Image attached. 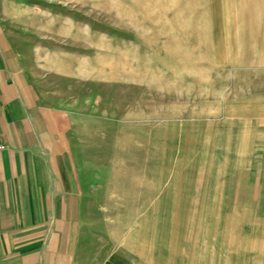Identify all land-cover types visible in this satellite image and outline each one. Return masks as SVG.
I'll use <instances>...</instances> for the list:
<instances>
[{"label":"rangeland","instance_id":"rangeland-1","mask_svg":"<svg viewBox=\"0 0 264 264\" xmlns=\"http://www.w3.org/2000/svg\"><path fill=\"white\" fill-rule=\"evenodd\" d=\"M0 24L66 115L72 264H264V0H0Z\"/></svg>","mask_w":264,"mask_h":264},{"label":"crops","instance_id":"crops-1","mask_svg":"<svg viewBox=\"0 0 264 264\" xmlns=\"http://www.w3.org/2000/svg\"><path fill=\"white\" fill-rule=\"evenodd\" d=\"M0 264H72L83 218L66 115L0 24Z\"/></svg>","mask_w":264,"mask_h":264},{"label":"bare ground","instance_id":"bare-ground-1","mask_svg":"<svg viewBox=\"0 0 264 264\" xmlns=\"http://www.w3.org/2000/svg\"><path fill=\"white\" fill-rule=\"evenodd\" d=\"M100 61L102 63L108 62L107 58H102ZM95 70L98 72V68H95ZM108 202L113 207L111 214L107 216L110 232L133 241V247L136 243H140L146 237V227L139 221V211L132 208L130 198L123 193L111 191L108 195ZM121 207H123L125 213L123 216L120 214Z\"/></svg>","mask_w":264,"mask_h":264},{"label":"built area","instance_id":"built-area-1","mask_svg":"<svg viewBox=\"0 0 264 264\" xmlns=\"http://www.w3.org/2000/svg\"><path fill=\"white\" fill-rule=\"evenodd\" d=\"M0 112H1V103H0ZM3 148L2 142L0 140V150Z\"/></svg>","mask_w":264,"mask_h":264}]
</instances>
